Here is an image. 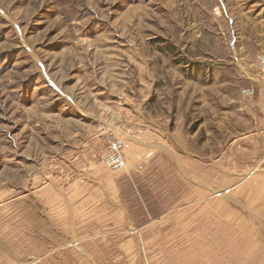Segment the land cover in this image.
Listing matches in <instances>:
<instances>
[{"label": "rangeland", "instance_id": "1", "mask_svg": "<svg viewBox=\"0 0 264 264\" xmlns=\"http://www.w3.org/2000/svg\"><path fill=\"white\" fill-rule=\"evenodd\" d=\"M257 130L264 0H0V264H264Z\"/></svg>", "mask_w": 264, "mask_h": 264}, {"label": "crops", "instance_id": "2", "mask_svg": "<svg viewBox=\"0 0 264 264\" xmlns=\"http://www.w3.org/2000/svg\"><path fill=\"white\" fill-rule=\"evenodd\" d=\"M255 138L264 141V130L252 131L251 132V139H255ZM261 153L262 154H261L260 157H258L257 159L254 158V159L249 160L247 164L249 165V168L252 166V168H254L255 170L260 171V172L261 171L264 172V160H263L264 159L263 158V156H264V147H262V152ZM223 156L224 155H222V157ZM230 171H231V169H229V168H225V169L223 168L222 169V172H230ZM209 173H210V170H209ZM253 183L255 184V187L257 186V187L260 188V190H261L260 193L261 194H264V189H263L264 188V185L261 184V182L259 180H257V179L254 180L252 183L250 181H247V180L244 181L243 183H241V185H239L240 186L239 187L240 188L239 190L241 192H246L247 189H249V188L252 187Z\"/></svg>", "mask_w": 264, "mask_h": 264}, {"label": "built area", "instance_id": "3", "mask_svg": "<svg viewBox=\"0 0 264 264\" xmlns=\"http://www.w3.org/2000/svg\"><path fill=\"white\" fill-rule=\"evenodd\" d=\"M263 59H261L262 61ZM247 95L253 94V89H250L246 92ZM109 148L107 150V153L105 155V165L110 168V170L113 171H119L124 165V155L122 151V145L120 142H112L109 144Z\"/></svg>", "mask_w": 264, "mask_h": 264}]
</instances>
